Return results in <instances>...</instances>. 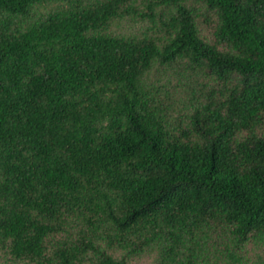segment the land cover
<instances>
[{
  "label": "trees",
  "instance_id": "trees-1",
  "mask_svg": "<svg viewBox=\"0 0 264 264\" xmlns=\"http://www.w3.org/2000/svg\"><path fill=\"white\" fill-rule=\"evenodd\" d=\"M155 252L264 264V0H0V264Z\"/></svg>",
  "mask_w": 264,
  "mask_h": 264
},
{
  "label": "rangeland",
  "instance_id": "rangeland-1",
  "mask_svg": "<svg viewBox=\"0 0 264 264\" xmlns=\"http://www.w3.org/2000/svg\"><path fill=\"white\" fill-rule=\"evenodd\" d=\"M198 6L203 8L202 4H197ZM60 4L49 3L47 5H43L39 7V10L42 12H48L55 8H59ZM149 27V23L147 22H133L130 20H118L113 22L110 27L109 32L113 35L119 36H142L145 33H148L147 28ZM201 34L207 40L213 39L212 29L205 24H201ZM179 69H171L160 67L156 65L153 69L145 76V82L147 87L155 85L159 89L164 87L165 90L168 89L173 95V100L176 101L177 105H179L180 99H184L190 94V86L192 81L201 79L200 76L196 75H188L189 77H182L177 73ZM169 82V84H168ZM165 85V86H164ZM162 94H165L164 89L160 90ZM167 91V90H166ZM157 257V253H151L145 255L142 258L134 259L130 262V264H153L155 258ZM3 261V259H0ZM4 263V262H3Z\"/></svg>",
  "mask_w": 264,
  "mask_h": 264
}]
</instances>
